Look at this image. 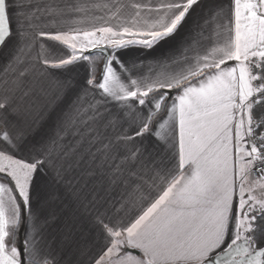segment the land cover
Listing matches in <instances>:
<instances>
[{
  "label": "snow or ice",
  "instance_id": "obj_1",
  "mask_svg": "<svg viewBox=\"0 0 264 264\" xmlns=\"http://www.w3.org/2000/svg\"><path fill=\"white\" fill-rule=\"evenodd\" d=\"M0 264H264V0H0Z\"/></svg>",
  "mask_w": 264,
  "mask_h": 264
}]
</instances>
